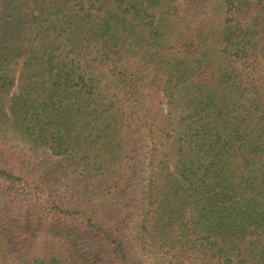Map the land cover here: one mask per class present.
Masks as SVG:
<instances>
[{"label":"trees","instance_id":"1","mask_svg":"<svg viewBox=\"0 0 264 264\" xmlns=\"http://www.w3.org/2000/svg\"><path fill=\"white\" fill-rule=\"evenodd\" d=\"M0 264H264V0H0Z\"/></svg>","mask_w":264,"mask_h":264}]
</instances>
